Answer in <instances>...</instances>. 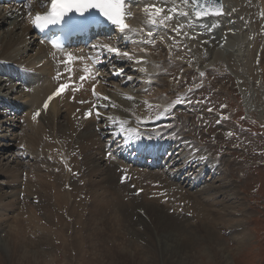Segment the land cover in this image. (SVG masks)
<instances>
[{"label":"bare ground","instance_id":"1","mask_svg":"<svg viewBox=\"0 0 264 264\" xmlns=\"http://www.w3.org/2000/svg\"><path fill=\"white\" fill-rule=\"evenodd\" d=\"M258 1L261 3L259 4L257 0H226L230 7L226 8L224 15L195 22L194 31L192 29L191 33L187 32L186 38L168 41L171 45L180 43L187 48L186 50L179 51L174 48L175 52L171 54L172 49L164 47L165 50L158 51L155 67L153 69L147 67V73L144 74L136 72L131 76L132 83L127 77H120L113 82L111 88H101L112 98L108 103L112 107V120L95 124L91 119L80 121L79 126H76L72 118L79 105L67 100L54 101L37 119H30L31 113L41 106L45 96L54 89L55 84L51 79L54 72L53 65L50 61H45L47 50L44 45L34 38H28L31 27L27 25L24 15L21 14L23 9L13 5L0 6V62H3L0 63V105H2L0 107V264H54V260H48L45 257L46 253L42 254V251L50 253L52 248L61 250L57 245L59 239L63 240V251H66L64 262L81 264V259L77 262V256L73 258L67 253L70 238L72 241L74 239L75 224L80 228L76 237L81 248H85L86 243L92 246L88 250L90 258H87L92 264H117L118 260L124 264H137L139 256L133 251L132 242L129 241L126 245L115 239L116 235H121V229L123 233L124 224L130 218V215L129 217L127 215L131 212L134 203L138 204L133 216L135 222L144 219L152 225L154 222L159 225L162 232L156 231L160 241L163 237L162 249L164 248L170 256L171 263L184 264L187 258H192L188 250L192 245L182 241L171 222L163 216L189 215L187 207L192 203L189 212L192 211V216L196 218L192 225L198 231L202 226L200 232H204L205 228L208 231V240L199 241L197 237L184 231L179 224L178 230L183 231L185 237L194 244L193 249L199 248L202 244L204 247L205 244L204 249L208 256L215 249V256L222 260V264H233L227 249L218 250L219 244L217 248L215 245L211 246L213 241L210 240L209 223L216 226L228 221L233 227L232 236L247 231H237V228H234L240 225L239 220L243 214L236 207L227 205L240 197L239 193L232 191L231 188V191L225 189L230 186L231 177L225 170L220 171V164L215 156H207L206 146L200 148L197 140L190 144L186 138L180 139L178 141L180 145L177 144L172 149L175 154L169 157L168 161L186 159L191 161L187 160L183 164L178 163L176 167L174 166L178 170L176 175L173 174V167L167 173L166 168L163 167L141 170L127 165L123 160L115 162L109 159L111 162H108L105 158L107 152L105 148L109 141L111 145L108 150L112 156L120 155L118 150L120 146L111 143L113 138L111 132L117 135L138 129L152 135L161 134L168 137L173 132L174 136L182 134L177 131L180 128L179 123L188 120L189 117L186 112L188 110L184 109L185 106L176 103L177 100H172V93L176 92L179 86H174L176 80H169V75L166 74L173 67L179 68L176 79L181 83L185 82L183 77L187 71L197 68L199 72H204L215 64L222 67L224 62L223 66H228L241 85L236 82L237 89L244 96L247 112L249 114L258 112L264 122V67H262L263 61H259V56L264 55V47L261 48L264 44V17H262L264 0ZM182 5L183 9L188 10L187 5L183 3ZM232 8L238 9V12L230 11L229 9ZM138 12V9L134 11V13ZM169 33L171 36L175 35L174 32ZM159 37L161 36L153 34L151 39L155 40ZM161 48L163 47L159 49ZM178 55L182 57L178 59ZM5 61L25 67L27 73L25 85L29 89L26 90L22 85L18 71L6 67ZM260 76L263 78L259 79ZM167 85L169 89L165 88ZM178 109L184 110L180 114L177 112ZM24 113L26 116L23 115ZM203 115L205 116L206 112ZM23 118L25 120L21 124ZM97 125L101 127L99 133L96 131ZM104 125L111 127L105 129ZM185 126L190 125L181 128ZM194 132L191 128L186 133L187 137H195ZM102 135H105V140L101 138ZM27 139L30 140L29 144ZM41 139L43 144L33 146L32 141ZM196 148L201 153L193 150ZM77 149L80 150L79 153L74 152ZM68 151H72V155L76 156L73 161ZM42 154H47L48 164L41 159ZM36 158L43 163L33 165ZM197 158L198 160L194 161ZM67 159L77 173L81 172L79 179L76 180L77 177L73 178L67 173ZM214 159L218 163L219 170L216 169ZM193 164L195 165L192 167ZM39 165L44 166L41 170L46 174H35ZM120 165L136 169L137 172L133 173L135 176L140 175L139 179H133L130 183L121 182L120 175L117 174ZM186 166L188 168L184 170ZM190 167L195 171L191 172ZM29 168L33 170L29 171ZM64 171L69 178H63L59 173ZM209 174L211 177L207 179L206 176ZM82 178L84 179L80 181ZM85 178L88 180L84 181ZM65 179L67 180L65 188L71 190L74 186L72 191L64 189L62 180ZM72 179L76 185L74 182L71 183ZM152 182L160 183L157 189L161 191L163 198H169V195L178 196L180 210L178 213L173 207V200H161V204L164 205L160 206L155 204L156 200L152 199L154 197H149L154 187L151 185ZM39 183L47 199V203L43 205L36 198L31 197L35 192L34 185ZM88 183L89 185H86ZM131 184H137V188L131 190ZM139 188L145 190L143 194L137 196L135 192ZM21 192L24 194L23 197ZM225 193H228L227 200L230 202L219 200V196ZM24 198L27 199L24 202L27 205L25 212L24 205L20 201ZM168 206H171V209ZM172 209L175 214H169L168 211ZM37 211H43L44 214L36 215ZM85 212L90 214L89 218L85 217ZM126 217L128 218L125 219ZM139 228L142 229L143 226ZM28 234L37 240L30 238ZM180 237L183 238L181 232ZM85 239L88 242H84ZM216 239L220 240L216 236L215 243ZM38 240L42 244L49 245L50 249L46 251V249L42 250V247L39 248ZM138 242L141 246L140 238ZM208 243L209 250L206 251ZM198 245L200 246L197 247ZM73 247L75 252L80 250L76 246ZM4 253L8 261L5 260ZM83 255L87 253L81 252V256ZM199 255L200 253H197L198 257ZM11 257L13 260H10ZM147 260L157 264L154 260L148 258Z\"/></svg>","mask_w":264,"mask_h":264},{"label":"rangeland","instance_id":"2","mask_svg":"<svg viewBox=\"0 0 264 264\" xmlns=\"http://www.w3.org/2000/svg\"><path fill=\"white\" fill-rule=\"evenodd\" d=\"M263 47L264 44L261 46V48ZM259 61H263L262 67H264V55L259 56ZM223 63L222 67L218 66V64L215 67H210L211 69L206 72L204 77H199L200 73L198 72H188L185 73L183 77L187 81H193L194 83H196V85L202 86V95H209L210 99H212L214 109L217 110V113H223L225 116L224 118L215 115L214 112L210 113L207 110V106L202 109L200 105L198 107L199 111L203 113L206 112L205 122L207 121V127L194 124V128L197 130L198 135L201 134L205 136L206 141L211 143L210 148L212 149L214 154L220 155L219 157H217L219 161L218 163L220 164V171L225 170V172L228 173V176L231 177L229 180L231 181L230 186L225 189L230 190L231 188L232 191H236L237 193H239L240 197L238 199L232 200V203H227V205L236 207L238 211L243 214L241 216V219L239 220L240 225L234 228H237V231L247 230L245 232L236 233L234 236H232L231 228L233 227L230 226L228 221H225L226 223L223 225L219 223V225L216 226L209 223V233L211 235L210 240L213 241L211 242V246L215 245L217 248L219 244L220 247L218 250H222L224 248L227 249L230 252V259L233 264H264V123L260 119L261 117L258 115V112H253L250 114L249 112H247V108H245L246 105L244 103V96L243 94H240L239 90L236 87V82L239 85L240 83L236 75L228 68L227 65L223 66ZM258 67H260L259 63ZM175 68L176 67H173L172 69ZM262 78L263 77L260 76L259 79ZM203 85H207V89ZM165 88H168V85L165 86ZM186 90L187 88L185 87L181 92H184ZM190 97L191 96H187L188 99H191ZM192 121V119H188L185 120L183 123L184 125L189 124V127H191L193 123ZM200 131L202 133H200ZM28 142H30L29 139H27V143ZM197 142H199L200 144V141ZM32 143L33 146H40L41 144H43V141L42 139L34 140L32 141ZM214 162H216L215 159ZM36 163H43V161H39L36 158V160L33 162V165H35ZM44 163H47V160H44ZM43 167L44 166L39 165L35 174H46V172H43L41 170ZM219 168L216 164V169L219 170ZM29 169V171L33 170L32 168ZM59 173L63 175V178H69L65 171ZM24 174H26V172ZM210 177L211 174L206 176L207 179ZM83 179L84 178L80 179V181ZM87 180L85 178L84 181ZM66 181V179L62 180L64 189L72 191L74 186H72L71 190L69 188H65ZM73 182L74 185H76V182L74 180L71 181L72 184ZM219 184L220 183H217V185ZM86 185H89V183ZM34 189L35 192L31 195V197L36 198L38 202L42 205L46 204L47 199L45 197L42 185L40 183L36 184L34 185ZM130 189L135 190V188ZM161 197L163 198V196ZM169 198L173 200V207L178 213L180 211L177 205L178 196L169 195ZM228 198V193L219 196V200L230 202L227 200ZM152 199L156 200V205H164L161 204V199ZM26 200L27 199L25 198L23 200L20 199V201L24 205V212L27 209V205L24 203ZM30 201L32 202V200ZM32 203L38 205L35 202ZM188 203L189 202H187L186 205H188ZM191 204L187 207V212L189 215L175 214L163 216L166 220H169L171 222L172 226L179 233V238L182 241L186 243L188 242L192 245V247H188V250L191 252L192 258H187L184 264H222V260L216 258L215 256V249L210 256L205 253V244L204 247H202L203 244H200L201 246H197H200L199 248L193 249L194 244L191 243L190 240L185 237V233L183 231L178 230L179 224L184 231H187L188 234L197 237L199 241L208 240V231H206L205 228L204 232H200V228H202V226H200L198 231L192 225L193 220H196V218L192 216V211L189 212V208L192 207ZM137 206L138 204L136 203L131 206V212L127 215L128 217L130 215V218H125H128V220H126V224H124L123 233L121 229V235L118 234L120 235L119 237L118 235H116L115 239L122 241V243H126V245L129 241L132 242L131 247L133 251L137 252L135 254L139 256L137 257V264H152L147 260V258L150 260H154V263L157 264H173L169 259L170 256H168L164 248L162 249L163 237L160 241V238L158 237V233L156 231L160 230L162 232V230L160 229L157 222H154L152 225L151 222L144 221V219H142L141 221L138 220L139 222H135V217L133 219V216L135 215V208ZM165 206L167 207V205ZM166 207L165 209H167ZM168 207H170L171 209V206ZM79 209L81 210L82 208ZM228 209L230 210V207ZM38 212L40 213L38 214ZM41 214H44L43 211H37L36 215ZM88 215L90 214L86 213L85 217L89 218ZM217 223L218 222H216V224ZM137 226L138 228L139 226H143V228L137 229ZM79 229V225L75 224L73 228L74 239L72 241V239L70 238V245H68L67 247V249L69 248V250L67 251L68 256L72 255L73 258L77 256V262L81 259V264H92L91 261L88 260L90 258L88 250H90L92 246H90L89 243H86L85 248H81V245L78 243L76 237V234H78ZM180 232L182 233L183 238L180 237ZM69 235H71V233ZM28 236L32 238L31 234H28ZM216 236H218L220 240L216 239L215 243L214 240ZM137 237L142 240L141 246L138 242ZM85 241L88 242V240L86 239L84 240V242ZM110 244L111 243H109V245ZM37 245L39 246V248L42 247V250L46 249L47 251L50 249L49 245L42 244L40 240H38ZM57 245L58 248H61V250L52 248L50 250V253L42 251V254L46 253L45 257L48 260L53 259L54 264H66L64 262V259L66 258V251H63V240L59 239ZM71 245L78 247L80 250L78 252H75V250L73 249L74 247ZM208 250L209 243L206 246V251ZM81 252H86L88 256H81ZM145 252L146 255H144ZM197 253H200L199 257L197 256ZM4 255L6 256L5 253ZM5 260L8 261L7 256ZM10 260H13V257H11ZM117 264L124 263H120L118 260Z\"/></svg>","mask_w":264,"mask_h":264},{"label":"snow or ice","instance_id":"3","mask_svg":"<svg viewBox=\"0 0 264 264\" xmlns=\"http://www.w3.org/2000/svg\"><path fill=\"white\" fill-rule=\"evenodd\" d=\"M181 2L185 5L192 3L195 6L194 7L195 15L199 19H202L209 15L221 16L225 14L223 12L222 6L220 5H217L215 10H213L211 7L207 5L201 6L200 0H181ZM89 9H97L99 13L102 14V16L105 17L112 24H114L122 34L125 33L126 31H133V32L136 31V29L131 28V26L126 22V17L130 13L125 11V0H50V11H47L43 14L36 13L32 23L36 27L44 28L50 24H56L60 22L61 20L64 19V17L68 13L73 12V10L75 12L83 14L85 12H88ZM149 9H151V11H149ZM144 11L147 12L149 15V20H148L149 23L153 25L159 23L162 26L164 25V21L172 20L174 15H179L182 17H187L189 15L188 12L182 11L175 4H173L172 8L170 9L159 7L156 6L155 4L146 5ZM232 11H235V9H233ZM164 12H168V15L158 20L157 17ZM262 17H264V13H262ZM183 27H184L183 24H179L177 25V27L171 29V31L177 34H181V30ZM147 36L149 37V42H151V37L153 36V34L151 32H148ZM191 38L195 39V37H191ZM53 43L55 44L56 42ZM104 47L112 53L122 54L126 57H129V53L127 52L120 53V50L118 48H111L110 46L107 45H105ZM67 59L68 61L72 60L71 53L67 54ZM77 59H82V58H77ZM122 71L123 70H121V72ZM84 72L87 74L89 72V69L86 67L84 69ZM204 75H205L204 72H200L201 77H203ZM69 78H71V72H69ZM79 79L81 82H83L86 79V75H81ZM127 79L131 80L132 77H127ZM69 87L70 85L68 83L60 84L57 87V89L47 97V100L45 101L43 108L46 110L49 106V102H51L55 97L60 96ZM189 91H191V89H189ZM93 94L94 95L96 94L95 85H93ZM128 98L132 99L131 97ZM97 99L108 100L110 98L100 97L99 95H97ZM181 102L183 101L179 99L176 101V103H181ZM81 103H86V101H81ZM197 103H199V101H197ZM99 107L100 105H95L96 108L95 115L97 117L101 115V113L99 112ZM222 107H226V106H222ZM208 111H212V109L209 108ZM92 115H93V109L89 108L85 113V118H89ZM39 116H40V112L37 111L32 118L33 120H35ZM132 131L135 132L137 136H139L138 130H132Z\"/></svg>","mask_w":264,"mask_h":264}]
</instances>
